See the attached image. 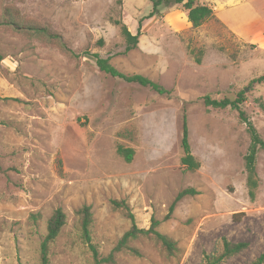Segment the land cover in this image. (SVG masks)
Here are the masks:
<instances>
[{
  "label": "rangeland",
  "instance_id": "rangeland-1",
  "mask_svg": "<svg viewBox=\"0 0 264 264\" xmlns=\"http://www.w3.org/2000/svg\"><path fill=\"white\" fill-rule=\"evenodd\" d=\"M196 1L214 17L193 29L182 6L150 17L148 0H0V264H40V242L58 209L65 226L50 264H93L78 231L82 207L90 209L100 257L132 225L147 230L152 221L175 243L167 256L152 237H139L129 243L138 254L115 253L114 264H205L222 239L247 247L221 264H253L264 254V152L250 200L245 126L234 111L202 102L244 92L242 108L264 140V0L222 10L230 0ZM5 9L16 25L2 24ZM115 22L132 35L140 25L135 49L124 52ZM95 56L170 95L106 76ZM183 114L200 165L194 173L179 163ZM126 130L131 135H119ZM118 145L134 150L131 163ZM187 188L199 194L170 212Z\"/></svg>",
  "mask_w": 264,
  "mask_h": 264
},
{
  "label": "trees",
  "instance_id": "trees-1",
  "mask_svg": "<svg viewBox=\"0 0 264 264\" xmlns=\"http://www.w3.org/2000/svg\"><path fill=\"white\" fill-rule=\"evenodd\" d=\"M152 6V11L150 17H153L161 7H167L168 5H179L182 6L186 13V18L193 29L199 28L207 21L214 17L213 10L204 4L198 3L196 0H148ZM12 12L8 9L4 10V19L2 21L3 25L14 26L16 25L15 19L11 14ZM116 25L120 26L121 35L125 41V53L136 48L138 44V38L141 34L140 25L135 35H132L130 31L121 23L115 22ZM264 35V33H263ZM95 64L98 70L109 76L112 79H118L128 84H135L143 88L150 89L159 96H169L170 91L164 89L157 83L151 81L150 79L143 77L141 75H124L118 72L113 66L109 64L107 59H101L95 56ZM199 63V59H196ZM260 82V79L257 80ZM245 101L244 92H240L234 99H222L213 100L208 96L202 99L203 105L205 107H210L213 109H230L234 111L237 115L238 120L245 126V132L249 137V145L246 150V154L243 158L244 160V172L246 175V188L248 197L250 200L255 199L256 190L258 188V180L256 174V163L259 152H264V140L260 137L251 120L247 116L246 112L243 110L242 106ZM119 134L120 136L131 135V132ZM180 148L181 157L179 160L181 168L185 171L194 173L199 168V163L193 157L189 141H188V127L186 116L183 114L181 121V138H180ZM117 155L122 158V160L129 164L132 162L134 156V150L129 147H124L123 145H118L116 147ZM199 193L192 189L187 188L180 191L175 199L173 200L169 210L173 211L178 202H180L185 197H193ZM116 207H123L126 211L128 218L133 222V215L128 211L127 207L123 203L113 202ZM79 217L78 231L80 232L81 238L88 245L92 253L93 264H114V254L122 251H126L130 254L137 255V251L129 247L130 241L137 239L139 237H152L160 248L166 253L167 256H172L176 251L175 243L172 242L166 236L160 234L156 229L158 222L152 221V224L147 230L137 229L135 225H132L129 231L123 234L121 239L117 242L113 251L107 257H100L97 249L91 244V213L88 207H82L76 212ZM65 214L60 210H56L46 224V233L40 242L39 248V262L40 264H50L49 253L52 245L55 243L57 237L61 233L63 227L65 226ZM247 247L246 243H231L226 239H222L221 250L217 255L206 256L205 264H221L226 259L239 254ZM253 264H264V254L260 255Z\"/></svg>",
  "mask_w": 264,
  "mask_h": 264
},
{
  "label": "crops",
  "instance_id": "crops-1",
  "mask_svg": "<svg viewBox=\"0 0 264 264\" xmlns=\"http://www.w3.org/2000/svg\"><path fill=\"white\" fill-rule=\"evenodd\" d=\"M227 1V0H226ZM237 2H236V4L235 3H233L234 2V0H230L229 2H226V4L224 5V3L223 4H221V6H220V10H222V9H224V8H234V7H238L239 6V4L238 3H242L244 0H236ZM232 30V29H231ZM233 31V30H232ZM233 32H235V31H233ZM263 33H264V30H263Z\"/></svg>",
  "mask_w": 264,
  "mask_h": 264
}]
</instances>
